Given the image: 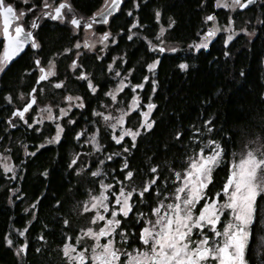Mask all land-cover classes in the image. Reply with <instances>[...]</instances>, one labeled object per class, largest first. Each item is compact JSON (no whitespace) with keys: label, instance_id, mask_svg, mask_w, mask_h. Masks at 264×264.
I'll list each match as a JSON object with an SVG mask.
<instances>
[{"label":"trees","instance_id":"obj_1","mask_svg":"<svg viewBox=\"0 0 264 264\" xmlns=\"http://www.w3.org/2000/svg\"><path fill=\"white\" fill-rule=\"evenodd\" d=\"M68 1L83 16L92 15L102 5V0ZM213 1L136 0L138 7L133 8V0H123L107 25L96 28L102 33L109 30L116 43L109 44L103 53L98 49L81 51L76 68L70 67L76 53L73 48L76 37L69 25L45 19L35 30L41 47L36 51L26 49L0 74V151L10 156L13 166L8 173L0 167V264H60L59 245L68 236L80 232L86 223V214L79 211L80 201L89 189H98L101 179L111 182L115 191L120 186L113 178L124 182L127 189L138 190L152 179L153 174L148 170L158 166L155 174L158 183L146 193L151 201L158 190L162 195L174 189L173 172H181L187 166L186 157L212 139L220 142L226 153L213 170L214 182L210 188L216 189L226 179V164L232 161L236 150L257 142L264 144V0L246 12L252 36L238 34L225 45L223 34H219L207 48H192L203 31L204 17L212 10ZM6 3L13 4L17 11L25 8L20 0H6ZM40 3L41 0L27 2V7L36 4V8L26 13L25 25L38 13ZM157 9L161 12L159 21L154 14ZM134 20L136 26L130 32ZM171 21L174 23L169 28ZM161 27L165 41L176 44L175 51H159ZM155 44L158 47L150 50V45ZM1 47L0 41V50ZM65 48L70 51L65 53ZM225 52L229 54L225 56ZM35 59L42 66L54 60L55 76L36 86L35 104L21 121L12 117V111L25 103L22 94L27 96L36 82ZM153 61H157L156 68L149 72L146 66ZM181 63L186 65L184 69L179 67ZM116 70L128 84L117 94L113 107L127 108L135 93L139 98V107L126 117L127 127L141 126L140 112L146 111L143 106L150 99L157 106L150 114L155 122L153 129L141 131L135 146L130 137L117 144L105 120L93 115L105 113V107L112 103L105 93L115 84ZM81 71L87 79H78ZM145 76L149 79L144 80ZM89 80L96 87L94 93L89 89ZM52 82H63L62 87L55 88ZM141 83L142 88L129 86ZM70 95L80 97L84 107L74 106L66 116H61L57 111L65 105L64 97ZM5 96L11 97V103ZM46 102L52 107L53 117L59 119L33 123L32 114L37 105L44 106ZM9 118L15 127L10 126ZM25 121L33 127L28 128ZM205 121H209L208 125ZM57 123L63 129L60 139L48 143L56 133ZM78 132L82 133L79 138ZM176 132L181 133L179 138ZM93 133L101 146L99 150H94L89 142ZM124 148L129 151L125 153ZM110 155L112 159H106ZM125 161L134 172L129 181H124L121 169ZM97 167L103 173L99 178L91 175ZM45 169L47 176L41 175ZM259 206L264 210V200H259ZM65 220L69 223L65 224ZM21 230L24 236L19 235ZM5 236L15 246L24 242L25 253L17 256L13 246L5 243ZM41 236L43 240L38 239ZM262 238L264 224L258 219L249 241L250 264H264Z\"/></svg>","mask_w":264,"mask_h":264},{"label":"snow or ice","instance_id":"obj_2","mask_svg":"<svg viewBox=\"0 0 264 264\" xmlns=\"http://www.w3.org/2000/svg\"><path fill=\"white\" fill-rule=\"evenodd\" d=\"M121 0H105L106 6L102 12L93 13L87 20L78 18L75 15L70 20L66 19L64 10L71 12V4L68 0H59V3L50 4L48 0H41L40 9L41 14L44 17H49L52 20H58L63 23H68L73 26L75 31L78 27L82 26L85 30H90L93 27V23H99L101 20L104 23H108L109 14L116 10ZM203 2V0H201ZM25 8L16 11L13 4L6 3V0H0V36H2V50H0V71H4L10 61L13 60L21 51L25 45L31 43V48L37 49L41 45L35 38L32 29L37 27L35 19L29 25L26 31L20 20L26 13H31L36 4L32 7H27V0H24ZM251 3V0H216L215 7H221L225 9H244L247 4ZM138 7L136 0H133V8ZM155 17L157 21L161 16V12L157 9L155 11ZM131 16V11L128 12ZM99 18V19H97ZM205 22L214 21L215 16L212 14L204 17ZM174 21L168 24L171 28ZM232 24V18L229 16L228 25ZM14 25V27H10ZM136 26V21L129 26L131 28ZM219 29L215 27L209 28L202 37V42L192 45V48H207V41L215 36ZM227 31L228 29H224ZM241 31H244L241 29ZM164 32V28L160 29V33ZM109 32H104L99 42L104 43L110 37ZM134 33L128 36V39L133 38ZM232 39L229 35L224 44L227 45ZM112 43H116L115 38L112 39ZM74 48H79L80 43L73 45ZM83 47L91 50L92 44L88 41L83 43ZM155 48L154 45H150V50ZM176 49H169V51H175ZM70 49L65 48L64 52H69ZM159 51H165L164 48H160ZM229 53L225 52L227 56ZM54 56L59 55L57 53ZM80 53L77 52V56ZM99 59V57H97ZM115 59V58H114ZM35 66L39 70V76L37 77V85L40 81L47 80L49 77L55 76L54 72V60L50 59L47 70L41 66L40 60L34 61ZM157 61L149 63L146 67L149 72H152L156 68ZM71 68L78 67L77 61L73 60L70 65ZM181 69H184L186 65L181 63L179 65ZM108 68H112V64L108 65ZM131 72V69L129 70ZM244 75L243 71L240 73ZM119 77V73H117ZM78 79H87L86 73L81 71ZM149 77L145 76L144 80H148ZM63 82H58L53 86L55 88L62 87ZM153 91L156 90V81H152ZM89 89L94 93L96 87L92 84V81H88ZM130 87L142 88L143 83L137 85H129ZM124 87L123 81L117 85L115 91H109L105 93L106 96H111L113 100L116 99V92H120ZM36 91L34 86L32 91L28 93V100L22 108L14 109L12 111V117H18L21 121L25 120V113L35 103V97L32 92ZM264 95V94H262ZM23 97V94H22ZM5 100L11 103V97L5 96ZM65 101L75 102L76 107H84L83 101L80 97L65 96ZM139 98L136 95L132 96L128 105V110L131 112L133 109L139 107ZM73 104L69 103L67 110L60 108V115L66 116L67 112L71 110ZM48 107V106H45ZM146 111H141L140 116V128L129 129L124 127V115L115 120V123H107V127L110 129H117L119 126V135H113L112 140L119 144L125 137H130L135 146V141L141 131L147 132L154 127V121L151 119L153 109L157 106L151 103V99L147 105L143 106ZM49 115L46 117L49 120L59 119V117H53L51 115V108H48ZM93 115H100L106 122L110 121L112 117L106 116L103 113H93ZM33 118V123H38ZM27 124V122L25 121ZM72 123V121H69ZM208 125L209 121L204 122ZM9 124L11 127H15L11 123L9 118ZM28 128H32L33 124H27ZM40 131L39 128L36 129ZM63 131L59 123L56 124V133L48 141V143H54L60 139V133ZM199 129L196 132L199 133ZM207 131L211 132V128H207ZM82 133H76L79 138ZM181 136L180 132H176V137ZM94 150H99L100 145L96 141V134L93 133L89 141ZM36 147H42L37 145ZM247 147V146H246ZM125 153L129 151L128 148H124ZM31 155L32 153H27ZM225 150L222 148L220 142L209 139L205 144H201L200 148L193 153L191 157H186L187 166L182 172H173L177 186L172 193L164 192L161 197V193L157 192V203L155 207L151 208V212L148 214L154 219H144L143 213L139 214L136 219L139 223H143L144 227L139 230V242L142 247L132 248L130 251H124L117 248L113 239L109 238L115 234H119L121 241L129 243L128 233L125 230V225L122 222L123 218H129L130 214L134 211V196L133 193L137 192V189L127 190L122 181H115L119 184V190H113V184L105 183L103 179L100 180L98 194H89L88 199L84 202V206L81 208L82 213H94L91 215L90 224H96L102 222L103 226L98 231H94L93 227L82 228L80 233H77V243L80 242L82 237H89L95 241L92 245L91 252L78 249L74 244L68 243L65 238V243L61 248L62 255L66 264H85L88 261L89 264H248L245 256L246 247L248 246L249 237L252 234L253 229L256 227V221L259 219L264 224V210L259 206V200H264V182H261L259 177L264 174V146L260 149L247 148L242 153L239 160H232L226 164L228 169L226 179L223 182L219 192L209 194V186L214 182L213 170L222 161ZM79 155V154H77ZM113 155H118L114 153ZM5 160L8 157L4 158ZM111 160L112 156L106 157ZM75 163L73 160L72 164ZM103 163V161H101ZM69 164V167H72ZM5 171H12L13 166L9 163L0 164ZM121 169L124 172V181H129L134 172L129 170V165L125 161L121 165ZM79 171V170H78ZM152 173V179L145 183L144 187L138 191V195L143 198L145 193L150 192V186L158 183L156 173L158 166H153L148 170ZM43 176L48 175V170L45 169L41 173ZM93 177L99 178L103 175L101 169L97 167L96 171L92 172ZM112 197L110 199L109 197ZM222 196L223 199H218ZM259 198V200H258ZM39 199V198H38ZM61 203L57 201V204ZM202 205V206H201ZM27 211V209H25ZM104 213H109V216H105ZM222 215H226L229 219L227 222L222 220ZM65 224L69 221L65 220ZM139 223L134 224L133 227H138ZM223 224V230H218V225ZM24 231L19 232L20 236H24ZM82 234V235H81ZM198 237L193 239V237ZM101 237L108 238L106 242H101ZM43 240L44 237H38ZM264 239V238H262ZM5 243L9 246L12 241L5 236ZM25 245H20L17 249V254L22 255L25 253ZM39 251V249H37Z\"/></svg>","mask_w":264,"mask_h":264},{"label":"rangeland","instance_id":"obj_3","mask_svg":"<svg viewBox=\"0 0 264 264\" xmlns=\"http://www.w3.org/2000/svg\"><path fill=\"white\" fill-rule=\"evenodd\" d=\"M20 1H22V2H24V0H20ZM30 0H27V2H29ZM111 0H108V2H110ZM50 4H55V3H52V1H48ZM69 2V1H68ZM215 2H216V0H215ZM261 2H263V0H258L257 2H256V5H258L259 3H261ZM102 3H103V6H105L106 4H105V0H102ZM219 10H220V17H221V21H219V20H217L216 18H215V20L214 21H210L207 25H206V28H205V30L207 31L209 28H212L214 25H215V27L217 28V29H219L217 32H216V34L215 35H217V34H223V36H224V38L226 39L229 35H231L232 36V39L236 36V35H238V34H246V35H248L249 37L250 36H252L253 35V31L252 30H250V29H248V13H246V12H238V10H237V8L236 9H225V8H221V7H217ZM39 11H41V9L39 10ZM38 11V12H39ZM65 11V14H66V16L70 19V17L73 15V13L72 12H68L67 10H64ZM229 16H231V18H232V24H231V26L229 27V25H228V20H229ZM67 18V19H68ZM20 22H22V21H20ZM97 27V25H95L92 29H90V30H85L83 27H82V32L80 33V35H79V37L81 38H79V40L78 41H76V42H74V44L73 45H76L78 42L80 43V47H79V49H77V48H74V49H76V53L77 52H81V51H84V52H93L94 50H99L101 53H103L104 52V50H105V48H107L108 46H109V44H113L112 43V39H113V37H112V35H110V37L108 38V40H106L104 43H100L99 42V38H100V36L104 33H102V32H94V28H96ZM70 28H71V30H73V27H71L70 26ZM161 28H163V27H161ZM160 28V29H161ZM228 29L227 31H225L224 29ZM241 29H243L244 31H241ZM205 30L203 31V33H201L200 34V36H199V39L198 40H196L195 42H194V44H197V43H201L202 42V37H203V35H204V33H205ZM75 31H77V30H75ZM105 32H109V30H106ZM165 32V31H164ZM164 32L163 33H160V31H159V39H158V45H161L162 46V48H164L165 49V51H169V49H175V47H176V44H174V43H167L166 41H165V39L162 37L163 36V34H164ZM72 33L74 34V31H72ZM110 33V32H109ZM215 36H213L211 39H209L208 41H207V44H209L212 40H213V38H214ZM2 39H1V36H0V41H1ZM85 41H88L89 43H91L92 44V48H91V50H88V49H86V48H84L83 47V43L85 42ZM157 44H155L154 46H155V48H157L158 47V45ZM193 44V45H194ZM110 64H112V62L110 63ZM70 65H71V63H70ZM109 65V64H108ZM47 67H48V65L47 66H45V69L47 70ZM55 70V69H54ZM0 73H1V71H0ZM117 73H119V71H114V77H115V84H114V86L113 87H111L110 88V91H115V89H116V87H117V85H119V84H121V81H123V84H124V86H126L128 83H127V81H126V79H125V77L124 76H122L121 74H119V77L117 76ZM38 75H39V73H38ZM55 84V82H52L51 83V85H54ZM124 88V87H123ZM122 88V89H123ZM119 92H116V99H117V94H118ZM133 95H136L137 97H138V93H135V94H133ZM132 95V96H133ZM70 96H72V97H78V96H76V95H70ZM111 97V96H110ZM21 99H22V101L23 102H26L27 100H28V95L26 96H21ZM111 99H112V97H111ZM116 99L115 100H113L112 99V103H110V105L107 107H105V113H103L104 115H106V116H110V117H112V119L110 120V121H108V122H106V125H107V123H115V120L117 119V118H119L121 115H122V113H126V115H124V127H126V128H129V127H127L126 126V117H127V115L129 114V113H131V112H133L134 110H136V109H133L131 112L128 110V106H127V108L126 107H121V108H115V107H113V105L112 104H115L116 103ZM131 99H132V97H131ZM131 99H130V101H131ZM129 101V102H130ZM47 104H45L44 106H42V105H37V107H36V111L32 114V121H33V118H35L37 121H39V123H41V122H43V121H45V120H47V116L49 115V111H48V108H51V115L52 116H54L53 114V110H52V107H50L49 106V104H48V102H46ZM69 103H72L73 104V106H72V108L75 106V103H78V101H75V102H68V101H65V105L63 106V107H61V108H65L66 110H67V108H68V105H69ZM138 103H139V100H138ZM128 105H129V103H128ZM45 106H48V107H45ZM71 108V109H72ZM60 109V108H59ZM59 109H58V113H60V111H59ZM141 111H144V110H141ZM141 126H139L138 125V128H140ZM110 129V128H109ZM129 129H132V128H129ZM110 131L112 132L111 134L112 135H119V126L117 127V129H115V130H113V129H110ZM262 146H264V144L263 143H261V142H257L256 144H252V145H250V146H247V147H243V148H241V149H239V150H236V152L234 153V158H232V160H239L240 158H241V155H242V153L243 152H245L246 150H247V148H253V149H260ZM192 155H190V157H191ZM5 157H8V159L7 160H5L4 158ZM3 163H9V164H11L12 165V162H11V158H10V156L8 155V154H6V153H4V152H2V151H0V164H3ZM218 166V165H217ZM2 168V170L4 171V172H6V173H8V172H10V171H5L4 170V168L3 167H1ZM95 171V170H94ZM182 172V171H181ZM259 179H260V181L261 182H264V174H261L260 175V177H259ZM175 182H176V180H174ZM109 184H112L111 182H108ZM100 184V183H99ZM120 186V185H119ZM177 186V184H175V187ZM175 187H174V189H175ZM127 190H132V189H127ZM174 191V190H173ZM98 192H99V186H98V189L97 190H92V189H89L88 191H87V194H86V197L84 198V199H82L81 201H80V207H79V211H80V213L81 214H86V223H85V225L83 226V228H87V227H93V229H94V231H98L99 230V228L100 227H102L103 226V223L102 222H97L96 224H90V219H91V215H93L94 213H82L81 212V208L84 206V202L88 199V197H89V194L91 193V194H93V195H95V194H98ZM110 199H112V197L110 196L109 197ZM80 233V232H79ZM82 235V234H81ZM68 243H71V244H74L76 247H77V245H76V241L74 242V241H67ZM95 243V241L94 240H92L91 238H89V237H82V239L80 240V242L79 243H77V244H80L82 247H80L79 249H81V250H84V251H86V252H91V249H92V245ZM11 246H13L14 247V250H16V252H17V246H15L13 243L11 244ZM86 262V261H85Z\"/></svg>","mask_w":264,"mask_h":264},{"label":"flooded vegetation","instance_id":"obj_4","mask_svg":"<svg viewBox=\"0 0 264 264\" xmlns=\"http://www.w3.org/2000/svg\"><path fill=\"white\" fill-rule=\"evenodd\" d=\"M258 0H256V2H257ZM59 2V1H58ZM57 2V3H58ZM256 2L255 3H253V4H251V5H248V6H246L244 9H240V8H237V10H238V12H248V11H250V9H253V7H255L256 6ZM215 5V0L212 2V10H209V12L205 15V17L207 16V15H209V14H212V15H214L215 16V18L217 19V20H219V21H221V17H220V10L217 8V7H215L214 6ZM73 8V7H72ZM74 9V8H73ZM17 11V10H16ZM17 12H19V11H17ZM75 12H76V10H75ZM73 13V12H72ZM77 14H79L78 12H76ZM26 15V14H25ZM74 15V14H73ZM72 15V16H73ZM71 16V17H72ZM79 16H81V17H88V16H83V15H81V14H79ZM71 17H70V19H71ZM24 18H25V16L24 17H22L21 18V20L20 21H22V22H20V23H22V25L24 26V28L25 29H28V27H29V25H30V23H31V21L30 22H28L27 23V25H25L24 24ZM68 17L66 16V19H67ZM47 20L48 18H46V17H44V16H42L41 18H40V22H39V25H38V28H39V26H40V24H42V22L44 21V20ZM69 18H68V20H70ZM59 23H63V22H61V21H58ZM210 21H208V22H205V20H204V28H203V31L205 30V28H206V25L209 23ZM67 25H69V26H71L70 24H68V23H66ZM97 26H100V25H97ZM72 27V26H71ZM97 28V27H96ZM96 28H94L95 30H94V32H97V30H96ZM77 31H74V30H71V32L72 31H74V36L76 37L75 38V42L76 41H78L79 40V35H80V33L82 32V26H80V27H78L77 29H76ZM203 31H202V33H203ZM208 31V30H207ZM206 30H205V32H207ZM217 35H219V34H217ZM217 35H215V37L217 36ZM34 36H35V33H34ZM214 37V38H215ZM35 38H36V36H35ZM213 38V39H214ZM37 39V38H36ZM81 39V38H80ZM38 41V40H37ZM1 42H2V40H1ZM28 48H30V47H27V49ZM74 48V47H73ZM38 49V48H37ZM36 49V50H37ZM77 49H79V48H77ZM36 50H34V51H36ZM76 50V49H75ZM80 53V52H79ZM77 58H78V56H77V53H75V56H74V58H73V60H76L77 61ZM72 60V61H73ZM72 61H71V64H72ZM10 65V64H9ZM42 66V65H41ZM42 67H44L45 68V66H42ZM36 69H37V67H36ZM37 72L39 73V70L37 69ZM40 74V73H39ZM37 77H38V75H37ZM224 182V181H223ZM223 182L221 183V185H220V187L219 188H216V189H212V188H210V186H209V194L211 195V194H213V193H217V192H219V190H220V188L222 187V185H223ZM140 189H138L137 190V192H134L133 193V196H134V204H135V208H134V211L130 214V217L129 218H123V217H120L121 219H122V222H123V224L125 225V230H126V232L128 233V237H129V243H125V242H123V241H121V238H120V236H119V234H115V235H113V236H111V237H109V238H111V239H113L114 240V242H115V245H116V247L117 248H120V249H123L124 251H130L132 248H135V247H142L141 245H140V242H139V230H140V228L141 227H144V224L143 223H139L138 221H137V219H136V217L139 215V214H141V213H143V214H145L144 215V219H154V217H150L148 214L151 212V208L152 207H155L156 206V203H157V200H158V197H157V195L155 196L156 198L155 199H152L151 201L149 200V197L146 195V193H145V195H144V197L143 198H141L139 195H138V191H139ZM174 190V189H173ZM173 190L172 191H169L168 193H172L173 192ZM130 191V190H129ZM160 198H164L162 195H161V197ZM218 199H223V197L222 196H220V197H218ZM202 206V205H201ZM104 215L105 216H109L110 214L109 213H104ZM228 217L226 216V215H222V220L224 221V222H227L228 221ZM100 223V222H99ZM137 223H139V226L138 227H133V225L134 224H137ZM97 225V224H96ZM81 230V229H80ZM218 230L219 231H222L223 230V224H219L218 225ZM77 233H79V231H77L76 233H75V235L74 236H71V237H67V241L69 240V241H76V245H77V248L79 249L80 247H82L80 244H77V240H76V235H77ZM251 236V235H250ZM198 237H196V236H194L193 237V239H197ZM108 238H105V237H101V242H106V240H107ZM249 241H250V237H249ZM65 243V242H64ZM64 243H62L61 245H59V247H58V252L60 253V257H61V263L60 264H66V262H65V259H64V257H63V255H62V252H61V248H62V246H63V244ZM25 245V243L24 242H22V243H20V244H18V246H17V248H19V246L20 245ZM248 247H249V242H248V246L246 247V251H245V256H246V259H247V261H248V264H250V256H249V253H248ZM13 250H14V247H13ZM25 250H26V248H25ZM14 252H15V254L17 255V256H19L20 257V255H18L17 254V252H16V250H14ZM23 255V254H22ZM85 264H89V262L88 261H86L85 262Z\"/></svg>","mask_w":264,"mask_h":264},{"label":"water","instance_id":"obj_5","mask_svg":"<svg viewBox=\"0 0 264 264\" xmlns=\"http://www.w3.org/2000/svg\"><path fill=\"white\" fill-rule=\"evenodd\" d=\"M111 2V1H110ZM109 2V3H110ZM122 2H123V0H121V2H120V4L117 6V8H116V10L115 11H113V12H111L110 14H109V17H108V21L110 20V17L112 16V15H114V14H116L117 12H118V10H119V8H120V6H121V4H122ZM256 2V0H251V3H249V4H247L246 6H248V5H251V4H253V3H255ZM59 3V2H58ZM106 6V5H105ZM105 6H103V3H102V5L100 6V8L95 12V13H98V12H102L103 11V9H104V7ZM71 12H73V14L76 16V17H78V18H83L84 20H87L89 17H91L92 15H90V16H88V17H81V16H79V14H77L76 12H75V9H73L72 8V6H71ZM43 15L41 14V11H39L33 18H32V20H31V23L33 22V20L35 19V21H36V23H37V27L35 28V29H32V31H33V34H34V32H35V30L38 28V25H39V22H40V18L42 17ZM46 18H48L50 21H58V20H52V19H50L49 17H46ZM72 18V17H71ZM97 19H99V18H97ZM30 23V24H31ZM71 25V24H70ZM95 25H107V23H104L102 20L99 22V23H93V27L95 26ZM72 26V25H71ZM10 27H14V25H12V26H10ZM73 27V26H72ZM92 27V28H93ZM26 31L28 30V29H25ZM1 39H2V36H1ZM27 47H30L31 48V43L29 42L28 44H26L25 45V47H24V49L21 51V53H19L16 57H14L13 58V60L12 61H10L9 63H8V65L9 64H11L13 61H15L26 49H27ZM32 50H36V49H33V48H31ZM1 50H2V47H1ZM35 60H37V59H35ZM7 65V66H8ZM6 66V67H7ZM2 72V71H1ZM1 74V73H0ZM39 76V75H38ZM36 81H37V78H36ZM41 82V81H40ZM34 86L36 87L37 86V83L35 82V84H34ZM33 86V87H34ZM33 89V88H32ZM32 89L30 90V92L32 91ZM32 95L34 96V92H32ZM35 97V96H34ZM29 98V97H28ZM27 102V101H26ZM25 102V103H26ZM24 103V104H25ZM23 104V105H24ZM35 104V103H34ZM34 104L29 108V109H31L33 106H34ZM23 105L20 107V108H22L23 107ZM15 109H18V108H15Z\"/></svg>","mask_w":264,"mask_h":264}]
</instances>
